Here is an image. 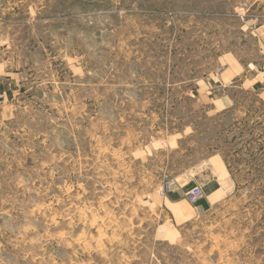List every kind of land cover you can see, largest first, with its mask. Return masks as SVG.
I'll use <instances>...</instances> for the list:
<instances>
[{"label": "rangeland", "instance_id": "obj_1", "mask_svg": "<svg viewBox=\"0 0 264 264\" xmlns=\"http://www.w3.org/2000/svg\"><path fill=\"white\" fill-rule=\"evenodd\" d=\"M263 28L264 0H0V264H264V116L204 98ZM215 152L226 196L176 226Z\"/></svg>", "mask_w": 264, "mask_h": 264}, {"label": "crops", "instance_id": "obj_2", "mask_svg": "<svg viewBox=\"0 0 264 264\" xmlns=\"http://www.w3.org/2000/svg\"><path fill=\"white\" fill-rule=\"evenodd\" d=\"M259 35L264 44V28ZM262 47L259 46V50ZM259 57L260 54L238 55L235 51H227L220 56L217 66L222 67V71L216 76L212 75L210 81L214 91L219 89V94L204 97L209 103L211 115H231L239 122H245L251 116L254 119H251L250 123L260 121L264 116V64L259 62ZM10 95L8 90L0 85V97L9 99L12 97ZM173 140L180 142L178 137ZM174 147L182 149L179 143ZM184 151H187L186 148L182 149V152ZM196 164L198 166L183 169L182 175L193 184L200 182L203 198L198 200V203L191 204L185 197L186 191L178 185L163 201L167 215L176 226L191 222L203 206L217 203L227 194L224 183L229 180L230 173L228 159L224 154L212 153Z\"/></svg>", "mask_w": 264, "mask_h": 264}, {"label": "built area", "instance_id": "obj_3", "mask_svg": "<svg viewBox=\"0 0 264 264\" xmlns=\"http://www.w3.org/2000/svg\"><path fill=\"white\" fill-rule=\"evenodd\" d=\"M175 185H176V179L174 177L168 178L164 182V186H163L164 193L171 192ZM202 193H203L202 189L199 186L195 185L189 188L185 196L190 203H195L202 196Z\"/></svg>", "mask_w": 264, "mask_h": 264}]
</instances>
